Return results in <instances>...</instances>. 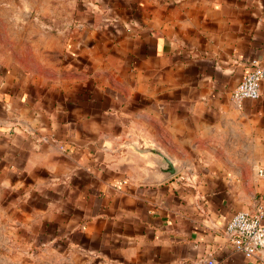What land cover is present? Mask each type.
<instances>
[{"label": "crops", "instance_id": "1", "mask_svg": "<svg viewBox=\"0 0 264 264\" xmlns=\"http://www.w3.org/2000/svg\"><path fill=\"white\" fill-rule=\"evenodd\" d=\"M90 8L51 72L0 64V209L97 264H264L225 232L264 209V80L231 96L264 65V0Z\"/></svg>", "mask_w": 264, "mask_h": 264}, {"label": "rangeland", "instance_id": "2", "mask_svg": "<svg viewBox=\"0 0 264 264\" xmlns=\"http://www.w3.org/2000/svg\"><path fill=\"white\" fill-rule=\"evenodd\" d=\"M98 0H0V64L51 72L49 53L61 32L79 22ZM97 7V6H96ZM51 60V59H50ZM18 218L0 209V264H97L58 241L29 243Z\"/></svg>", "mask_w": 264, "mask_h": 264}, {"label": "built area", "instance_id": "3", "mask_svg": "<svg viewBox=\"0 0 264 264\" xmlns=\"http://www.w3.org/2000/svg\"><path fill=\"white\" fill-rule=\"evenodd\" d=\"M264 80V65L258 59L250 61L249 70L242 80L232 89L231 96L240 105L245 99H256L261 95V83ZM260 175L264 174L261 169ZM225 232L235 250L246 256L264 254V209L255 211H237L228 220ZM208 264H215L213 259Z\"/></svg>", "mask_w": 264, "mask_h": 264}, {"label": "water", "instance_id": "4", "mask_svg": "<svg viewBox=\"0 0 264 264\" xmlns=\"http://www.w3.org/2000/svg\"><path fill=\"white\" fill-rule=\"evenodd\" d=\"M142 151H144V152H151V153H153V154H155L157 157H158V164H163L164 162H166L165 164H166V170H167V172L169 173V174H172V173H174V168H171L170 169V166L168 165V162H167V159L164 157V155L161 153V151L160 150H158V149H155V148H145V149H143Z\"/></svg>", "mask_w": 264, "mask_h": 264}]
</instances>
